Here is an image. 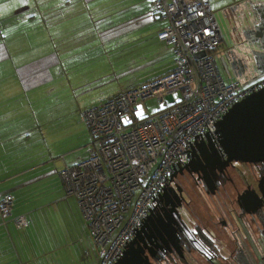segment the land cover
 Instances as JSON below:
<instances>
[{
  "label": "crops",
  "instance_id": "obj_1",
  "mask_svg": "<svg viewBox=\"0 0 264 264\" xmlns=\"http://www.w3.org/2000/svg\"><path fill=\"white\" fill-rule=\"evenodd\" d=\"M208 2L220 46H228L227 68L221 73L217 64L224 81L257 80L264 0ZM165 25L150 0H0V199L12 198L11 213L0 216V264L97 259L59 172L75 162L77 147L91 148L84 110L173 69L172 49L158 39ZM237 45L250 46L253 63ZM19 216L28 220L22 230L13 225Z\"/></svg>",
  "mask_w": 264,
  "mask_h": 264
},
{
  "label": "built area",
  "instance_id": "obj_2",
  "mask_svg": "<svg viewBox=\"0 0 264 264\" xmlns=\"http://www.w3.org/2000/svg\"><path fill=\"white\" fill-rule=\"evenodd\" d=\"M150 1L166 20L158 39L172 49L173 69L84 110L91 155L59 173L87 224L98 264L121 257L160 191L189 162L192 142L206 134L215 140L229 109L264 87V76L244 86L224 81L212 54L221 37L208 0ZM203 51L207 55L195 56ZM149 100L166 109L147 113ZM11 210L12 198L2 197L0 216ZM13 225L22 230L28 220L19 216Z\"/></svg>",
  "mask_w": 264,
  "mask_h": 264
},
{
  "label": "flooded vegetation",
  "instance_id": "obj_3",
  "mask_svg": "<svg viewBox=\"0 0 264 264\" xmlns=\"http://www.w3.org/2000/svg\"><path fill=\"white\" fill-rule=\"evenodd\" d=\"M217 152L160 191L133 244L140 264H264V164L223 166Z\"/></svg>",
  "mask_w": 264,
  "mask_h": 264
},
{
  "label": "water",
  "instance_id": "obj_4",
  "mask_svg": "<svg viewBox=\"0 0 264 264\" xmlns=\"http://www.w3.org/2000/svg\"><path fill=\"white\" fill-rule=\"evenodd\" d=\"M215 135V140L208 134L194 140L190 149L192 161H189L181 169L188 168L197 161L204 165L208 159V153L205 154L207 149L217 153L219 158L217 151L221 153L224 157L223 166L232 162L264 164V87L236 102L217 123ZM260 184L264 185V177ZM260 191L262 198L256 195L257 206H260L264 201L261 185ZM142 229L141 226L136 231L115 264H140L141 258L133 244Z\"/></svg>",
  "mask_w": 264,
  "mask_h": 264
},
{
  "label": "rangeland",
  "instance_id": "obj_5",
  "mask_svg": "<svg viewBox=\"0 0 264 264\" xmlns=\"http://www.w3.org/2000/svg\"><path fill=\"white\" fill-rule=\"evenodd\" d=\"M219 19H220V17H219ZM222 20L223 19H221V27H222V29H223V31L226 33V34H228V32L225 30V28H226V26H225V24H224V21L222 22ZM234 36V38H238V35H237V33L236 34H234L233 35ZM238 41H239V38L236 40V43L238 44ZM226 43V42H225ZM221 44H224L223 42L221 43ZM231 47H233V48H235L234 46H231ZM228 48V46H225V45H223V46H219L218 47V50H217V52H216V54H215V56H214V58L216 59L215 61H217L216 63L219 65V67H220V72L222 73L223 72V70L225 69V67L227 66V55H226V52L224 51V50H226ZM235 49H237L238 51H239V53H241V56L243 57V58H246L248 61H250L251 63H253V61L255 60V58L253 59V57H254V51L253 50H251L250 49V46L249 47H246L245 45H237L236 46V48ZM222 51H224V56H223V52ZM207 51H203V52H201V53H199V54H196L195 56L197 57V58H200V57H203V56H205V55H207ZM231 57H233V56H231ZM227 68V67H226ZM251 69H252V67H251ZM264 74H262L260 77H262ZM239 76V78H237V79H235V80H237V81H239L243 86L244 85H249V84H251V83H253L254 81H256V79H254L255 77H256V75L254 76V77H252V76H250L249 74H248V76H242L241 77V75H238ZM252 77V78H251ZM180 96V93H177L176 94V97L178 98ZM144 107H145V110H146V112L147 113H153L154 111H157L158 109H160V108H163L164 106L163 105H160V106H158L156 103H155V101L154 100H149V101H146L145 103H144ZM84 121V120H83ZM85 123V122H84ZM86 125V124H85ZM87 127V126H86ZM88 129V128H87ZM86 132H87V130H86ZM86 147H85V144H83V145H81L80 147H77V155L74 153V155H73V158H75V162L74 163H72V164H70V165H73V164H76V163H79V162H81V161H84V160H86V159H88L89 157H90V155H91V152H90V149L88 150V151H86ZM65 167V166H64ZM63 167V168H64ZM62 168V169H63ZM61 169V170H62ZM60 170V171H61ZM82 216V215H81ZM83 218V217H82ZM84 220V219H83ZM85 222V221H84ZM86 223V222H85ZM35 230L36 231H42V232H44L39 226H37L36 225V227H35ZM46 234V233H45ZM92 263V262H91ZM93 264H98V261H97V259L93 262Z\"/></svg>",
  "mask_w": 264,
  "mask_h": 264
},
{
  "label": "trees",
  "instance_id": "obj_6",
  "mask_svg": "<svg viewBox=\"0 0 264 264\" xmlns=\"http://www.w3.org/2000/svg\"><path fill=\"white\" fill-rule=\"evenodd\" d=\"M164 109H166V107L160 108V109H158L157 111H154V112H159V111H162V110H164ZM90 151H91V148H90ZM59 173H60V172H59ZM94 251H95V253H96L95 248H94ZM96 254H97V253H96Z\"/></svg>",
  "mask_w": 264,
  "mask_h": 264
}]
</instances>
